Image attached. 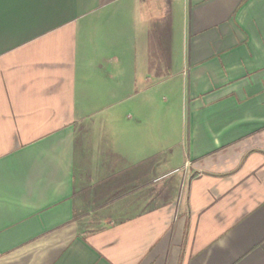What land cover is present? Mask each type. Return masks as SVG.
Segmentation results:
<instances>
[{
  "label": "crops",
  "instance_id": "1",
  "mask_svg": "<svg viewBox=\"0 0 264 264\" xmlns=\"http://www.w3.org/2000/svg\"><path fill=\"white\" fill-rule=\"evenodd\" d=\"M0 264H264V0H0Z\"/></svg>",
  "mask_w": 264,
  "mask_h": 264
}]
</instances>
